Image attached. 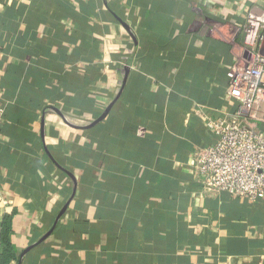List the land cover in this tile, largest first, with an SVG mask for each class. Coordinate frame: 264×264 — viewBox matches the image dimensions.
Segmentation results:
<instances>
[{
    "label": "crops",
    "instance_id": "obj_1",
    "mask_svg": "<svg viewBox=\"0 0 264 264\" xmlns=\"http://www.w3.org/2000/svg\"><path fill=\"white\" fill-rule=\"evenodd\" d=\"M263 10L0 0L3 264H264V197L205 193L187 167L213 141L200 112L233 108L226 71Z\"/></svg>",
    "mask_w": 264,
    "mask_h": 264
},
{
    "label": "built area",
    "instance_id": "obj_2",
    "mask_svg": "<svg viewBox=\"0 0 264 264\" xmlns=\"http://www.w3.org/2000/svg\"><path fill=\"white\" fill-rule=\"evenodd\" d=\"M242 54L226 71L233 108L218 116L201 113L213 141L195 148L187 167L203 192L256 201L264 197V10L248 11L242 26ZM102 71L110 69L101 59ZM102 72V73H103ZM0 82V94H1ZM0 106V124L3 122Z\"/></svg>",
    "mask_w": 264,
    "mask_h": 264
},
{
    "label": "trees",
    "instance_id": "obj_3",
    "mask_svg": "<svg viewBox=\"0 0 264 264\" xmlns=\"http://www.w3.org/2000/svg\"><path fill=\"white\" fill-rule=\"evenodd\" d=\"M10 234V229H9V225L8 223L5 221L3 224V228L1 231V242L4 245L1 257H0V262L1 264L7 262L11 257H13L14 255L11 252V247H10V243H9V239L8 236Z\"/></svg>",
    "mask_w": 264,
    "mask_h": 264
},
{
    "label": "water",
    "instance_id": "obj_4",
    "mask_svg": "<svg viewBox=\"0 0 264 264\" xmlns=\"http://www.w3.org/2000/svg\"><path fill=\"white\" fill-rule=\"evenodd\" d=\"M101 118H102V117H100L99 119H97V121L100 120Z\"/></svg>",
    "mask_w": 264,
    "mask_h": 264
}]
</instances>
